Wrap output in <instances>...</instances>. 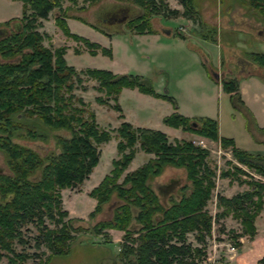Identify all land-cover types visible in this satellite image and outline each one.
<instances>
[{"label":"trees","instance_id":"trees-1","mask_svg":"<svg viewBox=\"0 0 264 264\" xmlns=\"http://www.w3.org/2000/svg\"><path fill=\"white\" fill-rule=\"evenodd\" d=\"M19 1L23 3L21 17L0 24V151L6 155L10 168L9 174H0V260L5 257L6 264H28L31 259V264H48L52 255L67 253L75 232L100 234L109 228L124 232L126 243L120 253L125 262L121 264H202L206 258V238L212 234L214 224V231L227 234L235 247L240 245V237L252 238L256 234L254 221L264 210V181L240 180L237 174L245 175V171L227 160L230 166L221 170L219 176L239 185L245 183L249 189L230 197L217 194V211L211 214L206 207L216 187L217 172L208 162L210 151L193 141L170 142L161 130L133 127L127 121H122L115 130L119 137L118 157L112 159L110 173L89 193L97 199L91 217L112 193L122 201L121 209L109 222H97L89 228L75 224L82 219L69 217L63 208L60 190L83 184L99 162L98 146L111 139L109 131L99 128L93 112L83 116L84 101L74 93L78 87L87 90L83 85L85 79L80 75L95 81L96 90L112 97L117 111H121L116 100L123 86L136 87L155 97L166 95L154 92L151 81L140 75L114 74L98 68L77 72L66 63V47L53 50L45 47L43 41L48 35L38 31L41 19H46L54 9L61 11L63 0ZM67 1L71 6L79 1L85 5L97 0ZM132 2L142 9V14L128 25L138 34L154 33L150 21L152 15H160L163 0ZM180 2L185 8L194 9L193 0ZM255 2L260 4L252 7L259 8L264 21V0ZM170 13L177 11L170 10ZM56 23L64 35L82 40L90 54L95 55L98 50L111 54L109 48L71 33L64 18L57 16ZM179 36L185 38L183 34ZM254 59L264 65V53L254 54ZM237 82L236 78L224 81V89L234 92ZM235 97L239 100L238 95ZM96 101L106 103L101 97H96ZM239 105L254 130L249 111L242 101ZM163 122L217 141L225 150L230 147L237 162L264 177V155L238 148L231 138L219 136L215 119H190L175 111ZM40 124L69 132L68 137L58 138V153L40 156L34 149L15 141L16 138H43L45 132L40 131ZM138 149L153 157L126 171ZM167 166L184 169L188 184L180 188L177 198L163 205L150 181ZM228 217L238 221L240 231L225 228L222 221ZM28 225L36 230L32 237L36 251L45 246L50 254L25 251ZM188 234L193 235L197 246L188 242ZM216 240L220 241L219 237ZM17 245L23 248L17 250ZM258 264H264V257Z\"/></svg>","mask_w":264,"mask_h":264},{"label":"rangeland","instance_id":"rangeland-1","mask_svg":"<svg viewBox=\"0 0 264 264\" xmlns=\"http://www.w3.org/2000/svg\"><path fill=\"white\" fill-rule=\"evenodd\" d=\"M130 1L132 2V0ZM20 2L23 7L22 1ZM101 2L102 0H97L86 5L97 7ZM5 3L0 0V17L10 15L13 11V5ZM163 3L164 7L160 15H152L150 21L154 33L138 34L133 30V27L127 24L126 33L123 36L116 35L111 40L101 34H95L94 30L83 22L85 20L72 16L73 13L89 16V8L85 10L87 7L81 1L70 6L67 0H63L61 11L54 9L49 13L48 16L50 17L40 20L41 25L38 31L48 35L43 41V45L51 50L62 46L66 47V63L73 66L77 72L84 71L87 68H100L110 70L116 74L140 75L151 81L154 92L166 95L163 98L155 97L150 93L141 92L136 87L123 86L116 100L121 111H117L113 108L115 102L112 97H107L103 91L96 90L94 88L97 84L95 81L86 78L83 74L80 75L85 79L83 85L86 86L87 90L83 91L78 87L74 93L84 101L85 111L83 116L87 117L93 112L99 128L109 131L111 137L108 142L98 146L100 152L99 162L83 184L75 189L60 190L63 208H67L70 218L82 219V222H75V224L82 225L84 228H89L97 222L112 221L115 214L121 209L119 206L122 201L116 193H112L110 199L101 205L99 212L91 217L90 213L94 211L97 199L90 196L89 193L94 188L92 183L99 180V184L103 177L110 173L113 167L112 159L118 157L116 144L119 137L115 130L122 121L131 123L133 127L162 130L166 132L165 134L170 142L176 140L194 141L210 151L208 162L212 167H215L217 172L216 187L206 207L211 214L217 211V194L230 197L237 192L249 189V186L245 183L239 185L237 181L219 176L221 170H225L230 166L227 164V160L232 161L234 165L245 171V175L243 173L237 174V178L240 180L264 181L263 176L261 177L253 169L237 162L232 156L230 147L225 150L217 141L203 138L196 133L169 127L163 122L165 117L175 111L190 119L209 117L217 121L219 134L226 138L232 137L236 147L250 153L260 152L264 155V127L257 125L262 120L255 119L256 117L253 114L259 113L264 118V113L261 110L264 107V81L256 79L251 86V92L261 96V103L254 104L256 110H254L253 104L251 108L245 105L250 113L251 121H254V130H251L253 124L249 122L244 110L239 105L242 100L238 89V77L243 72L253 71L258 74L264 72L262 62L254 59V54L264 52V30L262 35L258 36L254 31L258 29L256 28L257 25L253 23L261 22V29H264V21L259 8L252 7L260 3L255 2V0H193L194 9L185 8L180 0H163ZM80 4L83 6L82 9H79ZM170 10H176L177 13L171 14ZM57 16L64 18L65 22L69 17L81 19L82 22H72L71 26L66 22L69 31L76 35L78 33L84 35L91 33L93 36H89L103 44V46L99 44L101 47L109 48L111 54L100 53V50L95 55L90 54L82 40H75L63 34L57 26ZM15 19L12 18L5 22H12ZM42 20L51 22L45 23ZM204 22L218 23H214L216 29L215 27L211 29ZM227 22L233 24H235L234 22L246 23L248 33L245 32L247 31L246 26L236 24L231 28L227 25ZM2 23L4 22H0V24ZM161 25H168L172 28L171 37L173 38L160 33ZM43 26L48 29H41ZM177 31L185 37H189L184 38L185 41L183 42L179 41L178 37L180 36L176 33ZM206 38L209 41L207 43L202 41ZM88 39L90 41V38ZM74 50L78 52L76 53ZM220 55L223 57L224 65L222 62L221 68L218 70L217 62ZM238 59L248 62L247 70L238 71L235 63ZM203 60H206L205 65L202 63ZM229 60L231 61L229 62ZM227 64L232 71L236 72L235 74L223 73V69L226 70ZM219 76L221 79L218 82L216 77ZM232 77L238 80L237 89L234 92H227L224 89L223 82L231 80ZM235 95L239 96V100L236 99ZM96 97H101L106 100V103L97 102ZM120 115H122L121 118ZM40 126V131L45 132L43 138L33 140L16 138L15 141L34 149L40 156L58 153L60 149L57 144L58 138L68 137L69 132L65 129H54L41 124ZM151 157H153L152 154L144 153L138 149L126 171L134 170ZM9 173L10 168L6 155L0 151V174ZM121 180L122 178L118 179V182ZM186 184H188V181L184 169L170 166L165 167L158 176L150 181V185L158 194L163 205H167L171 199L177 198L180 195V188ZM222 222L226 229L241 230L238 221L231 217L225 218ZM50 226L52 227L51 224ZM215 227L214 224L212 234L206 238V258L202 264H225L223 256L225 253L230 254V259L236 261V249L239 246L235 247L227 234L220 235L215 232ZM123 233L122 230L114 228L106 229L100 234L75 232L67 253L52 255L48 264H121L125 262L120 253L122 245L126 243L123 239ZM25 235L28 239V243L24 245L26 252L32 254L45 251L46 255L50 254L45 246H41L40 250L36 251L35 242L32 238L36 235V230L32 225H28ZM218 237L220 241L216 240ZM243 237L246 239L247 236ZM187 240L193 246L198 245L192 234H188ZM16 248L20 250L23 247L17 245ZM31 262L30 259L28 264H31ZM6 263L7 259L3 257L0 264Z\"/></svg>","mask_w":264,"mask_h":264},{"label":"crops","instance_id":"crops-1","mask_svg":"<svg viewBox=\"0 0 264 264\" xmlns=\"http://www.w3.org/2000/svg\"><path fill=\"white\" fill-rule=\"evenodd\" d=\"M3 2H6L5 4H7V5H9V3H11V5H13V8H12L13 11L10 15L0 17V22H5V21L10 20L12 18L15 19L16 17L18 18L21 16L22 6H21L20 1L3 0ZM80 6H81V4L79 5V7ZM85 6L87 7L85 10H87L89 8V12H90L89 16H84V15L82 16L81 14H76V13H73L72 16H77V18H81V19L85 20L83 22H85L87 25H89L94 30L95 34L96 33L99 35L101 34L103 37H106L109 40L114 38V36H116V35L123 36L126 33V29L128 26L127 24L130 21L137 19L142 14L141 8L138 5L131 2L130 0L129 1H126V0H108V1L102 0V2L97 7H90L86 4H85ZM115 10H118V13L123 12L125 17L121 22H116L115 27H112L110 24L107 23V21H105V19ZM119 10H120V12H119ZM48 17H50V16H48ZM77 18L76 17H69L66 19V22H68V24L70 26L72 25L71 24L72 22H82L81 19H77ZM43 21L45 23L51 22L48 20H42V22ZM204 23H206V25L209 28L214 29V27L216 26V25H214V23H218V22H209V23L204 22ZM234 23L235 24L227 22V25L231 26V28L233 25H236V24L238 26H246L247 31H245V32L248 33V27H247L246 23H244V22H234ZM253 23L255 25H257L256 28H258L257 30H254V31H256V34L259 33V31L263 32L264 29H261V27H262L261 22H253ZM14 25L16 26L17 23H15ZM79 25H80V23H79ZM41 29L46 30L48 28H46V27L44 28V26H43ZM113 29H114V31H113ZM215 29H216V27H215ZM71 31H72V29H71ZM160 33L164 34L167 37H171L172 36V28L168 25H166V26L161 25ZM176 33L179 36L180 32L177 31ZM78 35H80V36L82 35V37H84L86 39L90 38V41L92 40L91 42H95V43H98V44L103 46V44H101L100 42L96 41V39L91 38L89 36V35L93 36L91 33L88 35L78 33ZM94 36H96V35H94ZM188 37L189 36H186L185 38H188ZM206 37L210 38L208 36H206ZM171 38H173V37H171ZM207 38H206V40L203 39L202 41H206V43L209 42V41H207ZM178 40L182 41V42L185 41L184 38L181 39L180 37H178ZM64 58L66 60V54L64 55ZM205 61L206 60L202 61V63L204 65L206 64ZM230 61L231 60H229V62ZM222 62L224 65L223 57L220 55V58L218 59V62H217V69L218 70L221 68ZM247 64H248V62H246L245 68L243 70H240V71L247 70V67H246ZM84 69H86V68H84ZM98 69H100V68H98ZM229 69H230V67H228V64H227L226 70H229ZM226 70L223 69V71H224L223 73H225ZM217 72H219V71H217ZM112 73H114V72H112ZM254 73L256 75L253 76L252 74H254ZM114 74H116V73H114ZM219 75H221L220 72H219ZM239 76L240 77H238L239 78L238 89H239L240 98H241L244 106L246 105V106H249L251 108L252 104H253V108H254V110H256L254 107V104L256 105L257 102L261 103L260 102L261 96L258 95L257 93L253 94L251 92V86H252L253 82L256 81V79H260V80L264 81V72H261L260 74H258V73L253 72V71H248V72H243ZM220 79H221L220 76L216 77V80H218V82ZM261 110L264 113V107H262ZM253 114L256 117L255 119L262 120V121L258 122L257 125L259 127H264V118H262L259 113H256V114L253 113ZM253 123H254V121H253ZM162 132H164V131H162ZM164 133H166V132H164ZM219 136L224 137L223 135H220V134H219ZM230 138L233 139L232 137H230ZM256 153L262 154L260 152H256ZM263 154H264V150H263ZM98 181L95 183H92V187H95L98 184ZM65 209L67 210V208H65ZM76 217H78V216H76ZM254 225L256 227V234L253 236V238L249 239L248 237H246V239H245V237H240V239H239L240 245H239L238 249H236V252H237L236 261L233 259H230V254H228V253H225V255L223 254L225 264H258L257 262L261 258L264 257V211L260 212V214L256 217V219L254 221Z\"/></svg>","mask_w":264,"mask_h":264},{"label":"flooded vegetation","instance_id":"flooded-vegetation-1","mask_svg":"<svg viewBox=\"0 0 264 264\" xmlns=\"http://www.w3.org/2000/svg\"><path fill=\"white\" fill-rule=\"evenodd\" d=\"M119 12H120V10H119ZM124 17H125V15L123 14V12L118 13V10H115L105 19V21H107V23L110 24L112 27H115L116 26L115 23L121 22L124 19ZM257 34L259 36L262 35V31L261 32L259 31V33H257ZM235 63L237 64L238 71L243 70L245 67V64H246V62L242 61V59L236 60ZM235 73L236 72L229 69V70H226V72L224 74L232 75ZM232 78H234V77H232Z\"/></svg>","mask_w":264,"mask_h":264},{"label":"water","instance_id":"water-1","mask_svg":"<svg viewBox=\"0 0 264 264\" xmlns=\"http://www.w3.org/2000/svg\"><path fill=\"white\" fill-rule=\"evenodd\" d=\"M215 76H217V75L215 74Z\"/></svg>","mask_w":264,"mask_h":264}]
</instances>
